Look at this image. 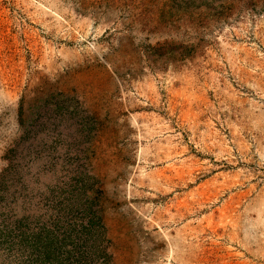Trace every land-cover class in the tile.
<instances>
[{"label":"rangeland","instance_id":"1","mask_svg":"<svg viewBox=\"0 0 264 264\" xmlns=\"http://www.w3.org/2000/svg\"><path fill=\"white\" fill-rule=\"evenodd\" d=\"M0 264H264V0H0Z\"/></svg>","mask_w":264,"mask_h":264}]
</instances>
